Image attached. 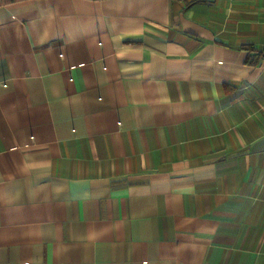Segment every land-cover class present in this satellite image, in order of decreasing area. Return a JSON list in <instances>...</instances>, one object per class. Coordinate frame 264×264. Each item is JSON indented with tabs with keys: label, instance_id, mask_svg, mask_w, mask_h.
I'll use <instances>...</instances> for the list:
<instances>
[{
	"label": "crops",
	"instance_id": "1",
	"mask_svg": "<svg viewBox=\"0 0 264 264\" xmlns=\"http://www.w3.org/2000/svg\"><path fill=\"white\" fill-rule=\"evenodd\" d=\"M263 51L264 0H0V264H264Z\"/></svg>",
	"mask_w": 264,
	"mask_h": 264
},
{
	"label": "trees",
	"instance_id": "2",
	"mask_svg": "<svg viewBox=\"0 0 264 264\" xmlns=\"http://www.w3.org/2000/svg\"><path fill=\"white\" fill-rule=\"evenodd\" d=\"M250 48H252V47H250ZM264 52V51H263ZM262 52V53H263ZM247 61L249 62V63H253V64H256V63H258V61H252V60H250L249 58L247 59Z\"/></svg>",
	"mask_w": 264,
	"mask_h": 264
}]
</instances>
